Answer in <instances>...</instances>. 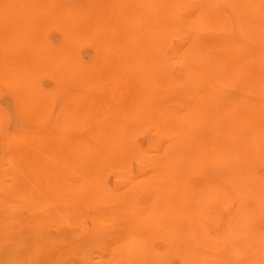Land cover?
<instances>
[{
    "label": "bare ground",
    "instance_id": "bare-ground-1",
    "mask_svg": "<svg viewBox=\"0 0 264 264\" xmlns=\"http://www.w3.org/2000/svg\"><path fill=\"white\" fill-rule=\"evenodd\" d=\"M24 263L264 264V0H0Z\"/></svg>",
    "mask_w": 264,
    "mask_h": 264
},
{
    "label": "rangeland",
    "instance_id": "rangeland-1",
    "mask_svg": "<svg viewBox=\"0 0 264 264\" xmlns=\"http://www.w3.org/2000/svg\"><path fill=\"white\" fill-rule=\"evenodd\" d=\"M54 232V230H50V233L53 235V234H55V232ZM26 263H28V262H26ZM25 264V263H24Z\"/></svg>",
    "mask_w": 264,
    "mask_h": 264
}]
</instances>
